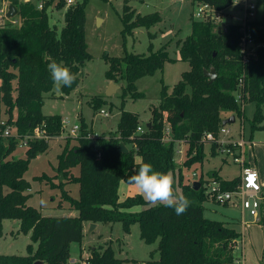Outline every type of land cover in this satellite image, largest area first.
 <instances>
[{"label": "trees", "instance_id": "1", "mask_svg": "<svg viewBox=\"0 0 264 264\" xmlns=\"http://www.w3.org/2000/svg\"><path fill=\"white\" fill-rule=\"evenodd\" d=\"M89 0H79L64 8V26L61 30L51 23L47 8L39 11L33 4H19L10 0L18 12V23L9 20L0 24V120L15 127L20 135L32 133L34 128L46 124L45 131L53 138L63 129L58 115H44V94L53 88L47 65L62 62L75 74L76 80L62 90L69 93L80 82L81 68L91 58L86 43L85 7ZM206 2L224 10L233 0H193ZM261 3H259L260 6ZM259 17L250 22L257 46L253 53L242 52L240 24L230 23L220 28L212 20L191 18V33L177 40L179 58L189 63L181 79L169 92L163 85L158 107L152 109L151 120L142 125L145 131L137 132L141 125L139 115L122 109L116 134L109 138L100 135L91 142V130L80 125L78 143L70 144V137L58 155L57 174L65 182L56 183L57 177L46 174L35 176L45 180L52 188H61V199L77 210L76 216H47L28 204L30 181L25 177L31 159L48 149L42 139L30 141L25 155L15 157L19 139H0V237L6 219L18 221L19 231L30 234L26 255L0 254V264H68L71 245L81 242L84 222H121L125 233L133 224L139 225L140 238L148 244L157 243L150 259L143 264H233L234 248L241 233L223 220L205 216L206 197L202 188L195 190L193 183H184L181 170V194L190 200L188 210L177 216L172 208L148 204L141 194L120 199L121 183H126L141 162H150L154 170L174 173L177 141L187 145L184 165L201 162L207 145L203 137L207 132L217 135L222 124L223 111H232L241 120L246 119L244 105L255 103L251 124L254 129L264 128V0ZM161 20L158 12L142 15L127 3L123 7V35L138 26L151 27ZM170 41L158 50L149 45V54L130 53L122 56L106 55L109 62L106 77L114 82L124 79L123 97H143L136 81L162 69L173 61L168 50ZM246 55V56H244ZM214 69L213 81L205 71ZM242 81V82H240ZM239 90L240 98L235 96ZM100 99L93 106H102ZM150 123L149 126L147 124ZM169 130V133L167 131ZM73 137V136H72ZM168 138V139H167ZM122 144L128 152L122 150ZM211 154H217L215 144H208ZM78 168V173H74ZM211 177L223 180L224 188H234L239 176L224 180L217 173ZM79 185L78 197L65 190V185ZM175 191V186H174ZM176 193V192H175ZM62 200L58 204L62 206ZM259 224L264 226V207ZM158 257H154V253ZM140 264L138 260L116 256L111 245L93 248L87 264Z\"/></svg>", "mask_w": 264, "mask_h": 264}, {"label": "rangeland", "instance_id": "2", "mask_svg": "<svg viewBox=\"0 0 264 264\" xmlns=\"http://www.w3.org/2000/svg\"><path fill=\"white\" fill-rule=\"evenodd\" d=\"M260 4L259 14L263 10L262 1L255 0ZM127 3L136 13L142 15L158 12L161 20L151 27L138 26L133 32L123 35L124 24L122 21L123 7ZM7 5L5 0H0V10ZM243 0H233V3L224 11L223 24L241 23L244 17ZM198 5L192 0H89L85 7V30L84 35L88 45L91 58L86 60L81 68L80 82L77 87L66 93L62 90L57 92L55 86L50 92L44 94L42 113L44 115H58L65 120V125L59 136L48 141V149L31 159L25 177L30 181L31 189L29 205L37 207L47 216H76L78 211L70 207V203L61 199V188H52L45 180L36 179L35 176L49 175L57 177L56 183L65 182L64 176L57 174L59 158L70 137V130L73 126H80L83 122L91 130V142L101 134L106 138L110 134H116L122 109L134 112L139 115L140 124L144 125L151 120L152 109L158 107L161 100V90L165 85L170 92L173 86L181 79L182 72L190 68L187 61L179 58L177 40L184 39L191 33V18L197 12ZM64 8L49 11L52 24L58 29L64 26ZM0 19V24L4 23ZM224 29V26H220ZM170 41L168 50L173 61H168L162 69H158L152 75H146L136 81L137 90L144 93L143 97L133 98L129 93L123 97L126 81L120 79L115 82L117 90L108 95L112 80L106 77V70L109 62L106 55L122 56L126 49L130 53L149 54V45L158 50ZM1 82V81H0ZM113 89V88H112ZM102 101L101 108L93 106V100ZM104 109L107 115L101 114ZM256 106L250 102L244 105L246 119L244 120L247 134H251L250 121L253 118ZM232 111H223V117L231 114ZM264 115V107H263ZM3 117L2 119H4ZM240 118L230 124L237 134L241 129ZM264 124H260V127ZM104 126L107 128L104 129ZM70 137V144H77L78 138ZM254 163L264 177V128L254 129ZM130 148V145L127 146ZM207 144L204 148L205 155L201 162L192 166L184 165L187 158V145L177 141L175 163L176 169L172 174L174 179L175 192L181 194L179 186V174H183V182L191 183L195 180L202 181L204 190L207 181L212 173H217L224 178H235L240 176V166L231 160H225L220 154H211ZM261 149V150H260ZM180 150V151H179ZM15 157L25 155L24 149H17ZM253 157V156H252ZM251 159V158H250ZM74 173L79 169L74 168ZM193 172L197 175L193 176ZM264 179V178H263ZM65 190L73 197L79 195V185L75 182L65 185ZM140 194L139 190L128 183H123L120 188V199ZM62 200V206L58 204ZM205 216L211 219L223 220L241 233V237L234 248L235 259L244 257L247 264H264V226L249 215L245 214L244 219L249 223L243 226L240 222L241 210L237 205H219L210 199L204 201ZM15 223L6 220L3 227V235L0 237V253L26 255L27 246L31 243L30 234H26L14 227ZM111 245L116 256L122 259L142 261L150 259V254L157 248V243L148 244L140 238L139 225L133 224L129 233H125L121 222H99L96 227L90 222H84V236L81 242H74L71 245V258L88 259L93 248L102 249ZM158 257V253H154ZM125 264H133L127 262ZM233 264H237L236 261Z\"/></svg>", "mask_w": 264, "mask_h": 264}, {"label": "built area", "instance_id": "3", "mask_svg": "<svg viewBox=\"0 0 264 264\" xmlns=\"http://www.w3.org/2000/svg\"><path fill=\"white\" fill-rule=\"evenodd\" d=\"M7 5L5 8L0 10V19H4L5 22L9 20L13 24L18 23V12L12 18H7L6 13L10 0H5ZM19 4H33L35 8L39 11L47 8V11L53 9H58V4L64 1V8L69 5L76 4L79 0H17ZM193 1V0H192ZM198 5L197 12L193 14V17L198 20H212L215 24L224 26L226 29L227 25L223 24L224 10L215 8L206 2H194ZM244 5V17L240 24L241 39L240 46L242 52L249 54L253 53L257 46L254 43V35L250 26V22L259 17V2L255 0H243ZM246 56V55H244ZM242 82V81H240ZM235 96L239 99V90L235 93ZM101 114L107 115L104 109L100 110ZM237 117V116H236ZM241 129L236 134L231 128L230 124L222 125L217 132V135L212 132H207L203 139L206 144H215L217 154L224 157L225 160H231L233 163L240 166L241 174L239 180L234 188H224L223 180L215 177H210L207 181L206 187L203 193L207 199L212 200L219 205H230L234 204L241 210L240 222L243 226L249 223L244 219V215L247 214L254 219V222L259 223L262 216V209L264 207V180H262L259 171L250 162L248 156L253 147V141L251 135L247 134L245 130L244 120H241ZM65 120H62V124L65 125ZM46 124L42 126H37L34 128L32 133H27L20 135L18 131L7 123L5 119L0 120V139L5 137L17 138L19 139L18 148L26 150L29 147L30 141L42 139L49 141L53 139L45 130ZM80 126L75 125L70 130V135L76 137L79 135ZM145 131L144 126L140 125L137 128V132L142 133ZM169 133V130L167 131ZM90 138H94L89 135ZM168 139V138H167ZM180 151V150H179ZM193 176L197 173L193 172ZM251 178V179H250ZM201 183L200 188H202V181L195 180ZM194 181V182H195ZM191 182V183H194ZM199 188V189H200ZM198 189V190H199ZM237 264H247L244 257L235 259ZM68 264H87L86 259H69Z\"/></svg>", "mask_w": 264, "mask_h": 264}, {"label": "clouds", "instance_id": "4", "mask_svg": "<svg viewBox=\"0 0 264 264\" xmlns=\"http://www.w3.org/2000/svg\"><path fill=\"white\" fill-rule=\"evenodd\" d=\"M47 68L57 92L62 87L70 88L76 80L75 74L62 62L52 61ZM126 183L135 186L148 204L172 208L177 216L184 214L190 207L187 196L175 193L172 174L154 170L150 162H141Z\"/></svg>", "mask_w": 264, "mask_h": 264}, {"label": "water", "instance_id": "5", "mask_svg": "<svg viewBox=\"0 0 264 264\" xmlns=\"http://www.w3.org/2000/svg\"><path fill=\"white\" fill-rule=\"evenodd\" d=\"M15 15H17V9H16V7L13 4H10L9 8H8V12L6 13V16H7V18H12ZM205 75L207 77H209L211 81H213L215 79V77H216V72H215L214 69H211L209 71H205ZM117 88H118L117 84L115 82H111V88L108 91V95H110L113 92H115L117 90ZM234 121H235V115H232V116H230L228 118H224L222 120V125L232 124V123H234ZM149 125H150V123L147 124V126H149ZM122 150L124 152H128V147H126L125 144H122ZM0 164H1V160H0ZM200 186H201V183L199 181H195L193 183V188L195 190H198L200 188ZM16 225L18 226V224H16ZM92 226L96 227V223H92ZM34 264H43V263H42V261H36Z\"/></svg>", "mask_w": 264, "mask_h": 264}, {"label": "crops", "instance_id": "6", "mask_svg": "<svg viewBox=\"0 0 264 264\" xmlns=\"http://www.w3.org/2000/svg\"><path fill=\"white\" fill-rule=\"evenodd\" d=\"M232 115H235V114H233L232 112H231V114H229V115H227L226 117H223V119L224 118H228V117H230V116H232ZM223 116V115H222ZM236 120H237V117H236V115H235V121L234 122H236ZM107 127L106 126H104V129H106ZM252 141H253V134H252ZM260 148H263L264 146L263 145H260L259 146ZM261 150V149H260ZM254 143H253V147H252V149H251V152H250V154H249V156H248V158H249V160H250V162L255 166V168L258 170V168H257V166H256V163H254ZM253 156V157H252ZM251 158V159H250ZM259 171V170H258ZM214 173V172H213ZM212 173V174H213ZM260 173V172H259ZM212 176V175H211ZM260 176H261V174H260ZM221 177V176H220ZM238 177V176H237ZM221 178H223L224 180H226V179H228L229 180V178H224V177H221ZM261 178H262V176H261ZM264 178V177H263ZM262 178V180H264ZM122 185H123V183H121V186H120V188L122 187ZM6 220H8V221H10V223L12 224V223H15L13 226L14 227H17L16 229L18 230V228H19V222L18 221H14V220H10V219H6ZM6 220H4V222H3V227H4V223L6 222ZM16 224H18V226L16 225ZM96 226H97V224H96ZM0 254H3V253H0ZM70 259H75V258H70Z\"/></svg>", "mask_w": 264, "mask_h": 264}, {"label": "snow or ice", "instance_id": "7", "mask_svg": "<svg viewBox=\"0 0 264 264\" xmlns=\"http://www.w3.org/2000/svg\"><path fill=\"white\" fill-rule=\"evenodd\" d=\"M251 179V178H250Z\"/></svg>", "mask_w": 264, "mask_h": 264}]
</instances>
